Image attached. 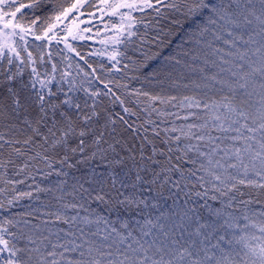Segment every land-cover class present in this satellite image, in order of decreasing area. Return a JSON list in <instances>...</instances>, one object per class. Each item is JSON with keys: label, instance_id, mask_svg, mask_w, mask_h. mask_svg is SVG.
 <instances>
[{"label": "snow or ice", "instance_id": "snow-or-ice-1", "mask_svg": "<svg viewBox=\"0 0 264 264\" xmlns=\"http://www.w3.org/2000/svg\"><path fill=\"white\" fill-rule=\"evenodd\" d=\"M42 2L0 0V60L6 58L11 65L15 57L26 65L34 63L31 52L23 61L18 51L16 38L23 41L32 28L17 16L22 19L21 9H37ZM82 3L77 0L61 9L43 37L32 34L37 40L58 38L53 32L57 23ZM109 6L154 7L151 0ZM165 6L173 13L171 23L187 24L188 29L175 55L165 57L171 70L154 68L149 75H161L170 87L191 94L136 90L135 95L151 102L144 110L150 117L155 114L159 124L148 119L134 127L124 115L114 114L101 95L113 105L119 101L125 114L136 115L111 88L103 94L83 88V96L74 86L53 91L55 77L35 67L28 80L17 78L23 75L19 66L0 79V128L7 130L0 132V168L11 165L17 175H31L35 168L45 179L53 174L67 178L64 168L75 170L71 185L61 179L53 187H36L38 193H51V199L39 216L24 214L35 223L23 217L4 222L21 225L18 233L0 227V254L7 253L0 264H264V0H170ZM155 11L160 14L159 8ZM171 31L154 41L164 43ZM67 32L77 38L71 27ZM64 42L71 50L67 37ZM177 67L187 83L173 78ZM155 102L177 111L156 108ZM145 124L154 125L151 138ZM54 163L61 167L54 169ZM157 184L161 189H203L194 192L203 203L189 207L190 191L181 209L161 213L155 221L148 216L143 223L135 220L145 208L158 207L144 196ZM25 196L31 198L32 193H19L15 199ZM209 201L220 206L213 208ZM92 203L100 210L91 208ZM237 212L240 215H234ZM226 230H236L230 240ZM222 243L240 245V250H226Z\"/></svg>", "mask_w": 264, "mask_h": 264}, {"label": "trees", "instance_id": "trees-1", "mask_svg": "<svg viewBox=\"0 0 264 264\" xmlns=\"http://www.w3.org/2000/svg\"><path fill=\"white\" fill-rule=\"evenodd\" d=\"M75 1L76 0H43L40 7L37 9H21L23 18L21 19L20 14H18L17 19H19L25 26L31 27L32 32L36 35H41L48 23H54L55 15H57L61 9L71 7ZM19 2L28 4L31 0H19ZM151 2L154 5L153 8H147L144 11L133 14L134 35L129 41L125 42L118 48L116 58L119 63L116 61L115 67L103 59L96 57L93 58L89 49L90 45L87 43H84L83 45H73V54H67L59 46H47L44 42L35 41V39H33L35 38V35H33V38L31 39L27 38L25 41L21 42L18 40L17 44L19 45L18 51L20 52L21 59L23 61H27L28 53L31 52L34 63L26 65L21 63L20 60H16L15 57H13V64L11 65L8 64L6 58L0 60V79H3V77L7 74L17 72V66H19L23 75L17 78L28 80L32 72V67H35L41 74L47 72L49 76L55 77L53 84L50 85L53 91L57 88H61L66 92L70 86H74V88L78 90V94L83 96V88H88L89 91H99L101 94L107 92L108 88H111L112 91L115 92L116 95L120 96V98L125 102L124 106L129 107L132 112L136 113V115L125 114L119 101L113 105L109 101L108 97L101 95L99 99L108 103V106L114 114L124 115L129 123H131L134 127L144 124L145 120L148 119L155 120L157 124H159L155 114L150 117L148 111L144 110L146 105L151 102L147 101V99L143 96L138 97L135 95V92L136 90H141L151 94L160 95L191 94V91L188 89H184L182 87H170L168 80L161 75H149L154 68L164 67L171 70V67L168 65L165 57L175 55L177 45L181 44L183 34L187 31L188 25L185 24L181 27L180 25H173L171 23L173 13L165 6L170 2V0H164V4H157L156 0H151ZM156 8H159V15L155 11ZM37 17H40V19L37 20V23L33 26L31 21L35 20ZM49 18L52 19L49 20ZM169 29L172 30L171 34L165 39L164 43H160L159 40L154 41V37H157L158 35L162 36L163 33ZM150 57L155 58L151 59ZM41 58H43V60H41ZM53 65L56 66L55 72L52 70ZM126 65L127 67H125ZM182 71L183 69L177 67L172 73L173 78L177 79L181 84L187 83V79H180V73ZM145 77H148V79L146 80ZM161 79H164L165 81L163 85L159 83V80ZM105 84L108 85L107 88L105 87ZM71 94L73 93H70V95ZM58 95L63 98V92L58 93ZM111 99L115 100V97H111ZM154 107H167V110L169 111H177V109L161 105L158 102L154 103ZM177 123L180 122L177 121ZM144 127L148 129L147 135L151 138L152 127H154V125L145 124ZM164 127L165 125L160 124L161 129ZM139 131L140 133H143L144 129L140 128ZM0 132H5L6 134L7 130L5 128H0ZM129 139H131V136ZM136 143L139 144L140 140H136ZM38 167L44 169V171H48V169L44 168L43 164L38 165ZM59 167H61L59 164H53L54 169ZM185 167L187 168L190 166L185 165ZM64 171L69 172V176L67 178L57 177L53 174L45 179L42 173L37 171L35 168L32 169L31 175H26L24 173L17 175L15 169L11 165L6 168H0V205H3L0 207V227L7 228L11 232L18 233L21 225L17 224L16 227H12V225L4 222L11 220L15 223L16 221L21 220L22 217L32 220V217L24 215L28 212H32L34 215L39 216L40 211L45 210L42 205L51 199V193H38L36 191V187H53L61 179H67L68 184L71 185L72 173L75 170L64 168ZM76 175H79V173H76ZM173 179H176V177L173 176ZM6 181H15L16 183H6ZM18 181H23V183H18ZM68 190L70 191L71 189L69 188ZM178 191L179 194L177 195ZM190 191L193 194L191 195V200L188 203L189 207H192L194 202L203 203V200H200L194 195L195 191H203V189L182 188V190H177L170 186H165L161 189L159 184H157V187L153 192H144V196L147 198L149 205L155 202L158 204V207L155 209L150 207L145 208L144 213L142 215L135 216L134 219L143 223L145 216H148L155 221L161 213L168 215L172 211H177L184 206L186 199L185 194ZM22 192H31L32 197L29 198L25 196L16 200L15 198ZM157 192L161 194L156 195ZM68 199H71V197H68ZM244 199H247V197H244ZM9 201L13 202L9 204ZM209 204L212 205L213 208L220 206L218 202L214 201H209ZM90 207L97 209V211L100 210L96 203H92ZM249 207L257 212L261 210L259 205H250ZM71 214L72 213H69V215ZM83 214L84 213L81 212V215ZM103 214L108 215L109 219H115L114 215H110L108 213ZM234 215H240V213L237 212L234 213ZM32 222L35 223L36 221L32 220ZM239 223L243 225L245 221L241 219ZM131 226L132 228H137V225L134 222H131ZM226 231L228 232L226 240H230L232 232L236 230ZM138 234V232L134 233V235ZM4 235L6 239L11 238L7 235V233H4ZM257 235H259V233H257ZM22 243L23 242H20L19 246H22ZM211 243L215 244L216 240L212 239ZM222 247L226 250L230 247L240 250V245L235 244L230 246L227 243H222ZM6 255L7 253L0 254V260H2Z\"/></svg>", "mask_w": 264, "mask_h": 264}, {"label": "rangeland", "instance_id": "rangeland-1", "mask_svg": "<svg viewBox=\"0 0 264 264\" xmlns=\"http://www.w3.org/2000/svg\"><path fill=\"white\" fill-rule=\"evenodd\" d=\"M122 2L125 0H107V3H102L101 0H83L78 9H73L68 18L64 19L62 23H57L56 28L53 29L58 38L37 40L33 38V34L30 32L25 35L23 41L27 38H33L35 41L44 42L47 46H59L67 54H73V45L87 43L90 45L89 49L93 58L103 59L112 66L116 65L118 48L134 35L133 14L145 10L114 9L109 6ZM127 2L131 3L133 0H127ZM135 2L140 3V0H135ZM69 27L72 28L76 39L68 35L67 28ZM84 29L88 31H84ZM129 32L133 34L128 35ZM43 33L40 35L41 37H43ZM49 35L51 36L52 33ZM65 37H67V44L71 45V50L65 45ZM117 37L119 42L114 39ZM16 39L19 40L18 37ZM19 41L21 42V40ZM113 56L115 59H111Z\"/></svg>", "mask_w": 264, "mask_h": 264}]
</instances>
